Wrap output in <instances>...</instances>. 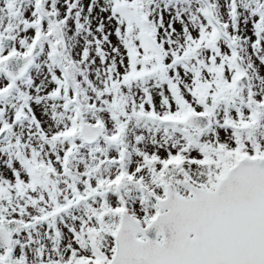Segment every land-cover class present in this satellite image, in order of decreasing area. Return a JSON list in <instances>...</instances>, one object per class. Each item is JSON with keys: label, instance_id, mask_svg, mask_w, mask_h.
Masks as SVG:
<instances>
[{"label": "snow or ice", "instance_id": "1", "mask_svg": "<svg viewBox=\"0 0 264 264\" xmlns=\"http://www.w3.org/2000/svg\"><path fill=\"white\" fill-rule=\"evenodd\" d=\"M0 264H264V0H0Z\"/></svg>", "mask_w": 264, "mask_h": 264}]
</instances>
